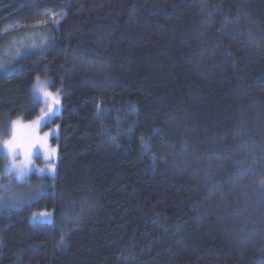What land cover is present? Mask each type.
I'll use <instances>...</instances> for the list:
<instances>
[{
  "label": "trees",
  "instance_id": "trees-1",
  "mask_svg": "<svg viewBox=\"0 0 264 264\" xmlns=\"http://www.w3.org/2000/svg\"><path fill=\"white\" fill-rule=\"evenodd\" d=\"M17 32L0 124L48 80L58 161L0 201V264H264V0H0Z\"/></svg>",
  "mask_w": 264,
  "mask_h": 264
},
{
  "label": "rangeland",
  "instance_id": "rangeland-1",
  "mask_svg": "<svg viewBox=\"0 0 264 264\" xmlns=\"http://www.w3.org/2000/svg\"><path fill=\"white\" fill-rule=\"evenodd\" d=\"M37 25H32L29 28H36ZM11 30H6L5 32H8ZM39 34L37 33L35 37L31 34H26L23 32H17L13 35L6 36L3 43L2 48L0 50V71L6 70L9 66V63L13 57L16 55L22 54V50L29 46H34L36 43H40V40H37ZM28 43H31L28 45ZM30 48V47H29ZM38 82H47V87L44 89L46 92L50 93L51 96L48 99L47 104L43 99H40L39 101H35V103L39 102L41 106H39V113L31 120L25 121L23 118H17L13 120H4L0 124V154L3 157L4 160V166L0 173V201L2 204H5V206L10 207H20L26 203H28V197L37 190V186L42 188L43 191L47 188V181L45 180V176H48V178L54 179L55 173L51 172H45L40 173L39 171H36V169L45 168L48 169L52 166L57 167V151L55 148L49 147V139L56 135L58 132V128H52L49 130H43L45 126L48 124V122L52 119V117L55 116L57 112L60 110V95L58 92L51 90L49 87L48 80L39 79ZM35 84V87L37 85ZM33 87V93L34 89ZM35 95V93L33 94ZM54 108V111H53ZM45 117V121L42 123V126L38 128L37 134L40 137H43L45 133H52L48 137L47 140V148L48 151L51 152L52 150H55L54 158L51 162H49L47 159H45V155L43 154V149L40 150V152H37L32 156V164L34 165V170L29 173L26 179L18 180L15 176L11 175L7 170L6 166L10 163V160L4 155V152L2 150L3 143L5 141H9L12 139L13 135V122H18L19 125H28L30 122L35 121L38 117L41 116ZM24 160V156L21 155L17 159V163H20ZM33 174H35V177H31ZM50 176V177H49ZM51 183H53L51 181ZM44 213V212H42ZM47 214L46 217H41L39 219H33V222H46L50 221L52 219V214L45 212ZM38 216L41 213H36Z\"/></svg>",
  "mask_w": 264,
  "mask_h": 264
},
{
  "label": "snow or ice",
  "instance_id": "snow-or-ice-1",
  "mask_svg": "<svg viewBox=\"0 0 264 264\" xmlns=\"http://www.w3.org/2000/svg\"><path fill=\"white\" fill-rule=\"evenodd\" d=\"M47 87V82H38L34 89V100L39 101L43 99L47 104L50 93L46 92L44 89ZM54 111V108H53ZM45 121V117L42 115L38 117L35 121L30 122L28 125H19L18 122H13V135L12 139L5 141L2 146L4 155L10 160V163L6 166V170L18 180L26 179L30 172L34 170V165L32 164V156L43 149V154L45 159L49 162L54 158L55 150L51 152L47 148V140L52 133H45L43 137L37 134V130L42 126ZM23 155L24 160L17 163V159ZM40 173L51 172L55 173L56 169L54 166L45 169H36ZM42 194V188L37 186V190L34 191L29 197L28 202H33L39 198ZM46 213H41L39 216L34 213L33 219H39L41 217H46Z\"/></svg>",
  "mask_w": 264,
  "mask_h": 264
}]
</instances>
